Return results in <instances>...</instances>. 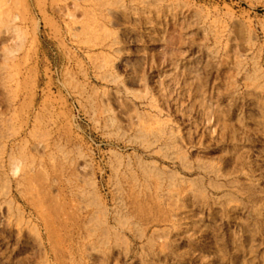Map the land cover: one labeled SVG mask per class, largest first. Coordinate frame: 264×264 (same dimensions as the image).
<instances>
[{"label":"rangeland","instance_id":"374dc122","mask_svg":"<svg viewBox=\"0 0 264 264\" xmlns=\"http://www.w3.org/2000/svg\"><path fill=\"white\" fill-rule=\"evenodd\" d=\"M0 264H264V0H0Z\"/></svg>","mask_w":264,"mask_h":264},{"label":"bare ground","instance_id":"6f19581e","mask_svg":"<svg viewBox=\"0 0 264 264\" xmlns=\"http://www.w3.org/2000/svg\"><path fill=\"white\" fill-rule=\"evenodd\" d=\"M163 137V136H162ZM161 136H160V138H162ZM158 140H159V138H157ZM117 215V214H116ZM118 222H119V220H118ZM120 223V222H119Z\"/></svg>","mask_w":264,"mask_h":264}]
</instances>
